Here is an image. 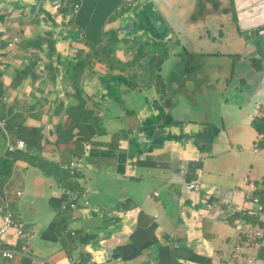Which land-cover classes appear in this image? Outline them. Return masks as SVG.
<instances>
[{"label":"crops","instance_id":"crops-1","mask_svg":"<svg viewBox=\"0 0 264 264\" xmlns=\"http://www.w3.org/2000/svg\"><path fill=\"white\" fill-rule=\"evenodd\" d=\"M79 1L82 7L74 22L86 31L84 44L77 39L76 33L65 29L69 8L65 0L55 11L53 4L62 0H0V118L9 119L8 123L14 120L16 129H47L41 134L44 147L39 150L42 155L29 158L25 154L30 142L22 134L18 140L25 141L24 148L9 151L1 131L0 150L11 160L14 153H24L23 157L34 159L35 167L40 169L46 181L53 180V186L46 184L52 198L48 207H43L44 215H39L37 203L32 204L23 191H17L19 197L14 212L10 208L7 210L25 228V236L19 238L12 230L3 242L0 241L1 249L5 246L18 250L31 248L29 253L38 257L31 239L40 227L42 236L55 241H61L60 233L75 231L79 234V241L72 250L62 246L55 251L61 264H71L70 255L77 254V249L84 255V259L77 257L84 264H194L193 259L206 264L207 258L210 264H244L247 259L264 264V242L249 246L244 237L239 238L250 228L264 226L253 200L257 184L264 181V174L259 176L264 169L257 167L264 149L255 127L256 121L264 117V31L261 37L247 31L248 27L264 24V18L254 24L250 20L252 13L253 17L259 12L264 15V0H238L235 3L240 10V21L234 19L233 36L229 27L230 9L220 0H209L201 10L198 7L200 0H136L128 10H121L125 0ZM126 22L128 26H125ZM34 23H37L35 28ZM240 36H245L246 41L242 49L236 44ZM249 39H256L250 44L254 56L244 55L250 53ZM162 41L167 44L160 46ZM140 47L170 49L169 63L159 72L161 85L151 78V69L150 72L145 70L139 91L125 86L120 80L113 91L115 99H135L140 110L166 111L171 116V123L175 125L177 121L175 126L167 129L168 133L180 134L171 140L184 142L162 157L157 155L159 148L149 153L151 156L147 157L145 168L134 164V170L128 169L125 174L118 168L105 174L103 185L100 177L92 178L91 170L103 159L99 158L100 154L91 159L88 156L108 152L112 166L117 167L118 163L114 165L112 157L116 154L122 159V150H116L115 146L105 150V145L94 140L88 150L80 151L66 161V150L72 143L78 146L80 142L79 138L72 137L89 127L86 123L81 127L82 132L75 130L74 123L79 122H74L70 110L76 109L81 99L95 98L101 102L95 107L104 105V97L112 101L113 94L100 77L113 75L124 77L128 82L135 78L148 67L130 64ZM17 48L32 52L33 60L28 66L37 77L36 82L29 74H24V60L14 52ZM10 51L14 52L12 58L7 57ZM146 60L152 59L146 56L143 62ZM15 61V67H11ZM114 64L126 68L114 69ZM221 82L223 86L217 89ZM133 108L135 106L126 102L120 111L126 113ZM111 109L119 111L115 106ZM208 117L210 121L206 122L204 118ZM193 118L203 120L194 127L188 122ZM120 123L125 124L126 120ZM56 128L60 131L58 135H64V142H59L56 137H45V133L52 134ZM76 158L81 159L77 180L88 184L87 199L96 209L83 207L78 215L70 207L68 193L72 180L65 168ZM12 169L13 172L17 170V182L21 187L24 169L15 160ZM11 177H0V227L7 211L5 206L14 196L10 195ZM192 182L201 187L220 189L206 194L210 198L204 205L205 192L197 194ZM214 192L218 193L217 197ZM127 193L130 199H125ZM60 200H65L68 205ZM97 207L112 212L120 207L137 209L129 214H111L130 224L110 236L111 215L100 217ZM139 209L143 212L140 216L137 214ZM50 213H54L52 218ZM197 215L200 220L196 222ZM60 221L67 228L59 230L55 223ZM74 221H81V224L72 226ZM141 221L147 225L141 229L154 240L155 236L148 231L155 233L157 222L158 230L165 229L168 238L179 232L176 238L184 239L188 250L183 255L190 259L173 260L167 256L161 259L159 251L153 256L127 261L115 258L113 254L117 248L114 244L128 237L134 224L140 228ZM193 229L203 244H194ZM237 247L241 249L237 250ZM0 264H9V261L0 256ZM10 264L38 262L20 257Z\"/></svg>","mask_w":264,"mask_h":264},{"label":"rangeland","instance_id":"rangeland-1","mask_svg":"<svg viewBox=\"0 0 264 264\" xmlns=\"http://www.w3.org/2000/svg\"><path fill=\"white\" fill-rule=\"evenodd\" d=\"M209 0H200V3L198 5L199 10H201L205 4L208 2ZM215 2L219 1V0H214ZM223 2L225 8L229 7L230 9V23H229V27H230V32L231 35L233 36L234 32H235V20L236 21H240V16H239V12L240 10L236 8L235 3L238 0H220ZM64 4V0H62L61 3L58 4H53V10H57L58 8H60L62 5ZM68 5L70 4V2L67 3ZM233 10L235 11L233 13ZM132 11V9L129 11V13ZM256 15L253 17V13L250 16V20L252 22V24H254V22H258L260 20H262L264 18V15L259 12V13H255ZM33 28H35L37 26V23L33 24ZM125 26H128L127 22L125 23ZM248 34L252 35V36H256V37H261L262 32L264 31V24L262 25H256V26H251L247 28ZM231 42H233V39L231 40ZM245 36H240L238 37L236 44L238 45V47L240 49H242L245 46ZM166 41H162L159 45L160 46H164L166 45ZM146 52H147V58L148 59H152L154 55L158 54V53H164L165 50H167V59L164 62V64L161 67L160 71H164L166 65L169 63L170 60V49L169 48H165V49H151V48H145ZM246 48H244L245 51ZM17 55L21 56L23 61V70H24V74H29L30 79H32L34 82L37 81V77H35L33 75V73L30 71L28 64L33 60L32 59V52L28 49V50H23L21 48H17L16 51H14ZM13 51H10L7 53V57L8 58H12L14 55ZM149 61L146 60L144 62V64H146L148 67L144 70H142L141 72H139L137 74V76H135V78L131 79L129 82L132 83V85L134 86V84H137L139 89L141 87V84L144 80V74H145V70L149 71V68H151L149 66ZM16 61L15 63L11 64V67H15ZM152 79H157L156 77H151ZM101 81V79H100ZM261 83V81L259 82V84ZM159 86L161 85L160 83L158 84ZM223 86V83L221 82L220 86L217 87L221 88ZM135 88V87H134ZM153 99H155L156 101L159 100L158 97H152ZM85 101H88V99H86ZM110 101V100H108ZM101 104L100 101H96L95 98H91L88 102V105H90L93 109L96 105ZM126 104V102L124 104H121V106H124ZM131 107L135 106V104L132 102L130 104ZM137 111H142L141 113V117H143V115L147 114L149 111L148 110H137ZM99 112V111H97ZM152 114L156 117L155 115V110L152 111ZM80 115V114H79ZM177 116V115H176ZM178 119H180L177 116ZM156 119L158 120V118L156 117ZM207 121H210V117L204 118ZM202 118H193L191 121H188L192 126L196 127L198 125V123L200 121H202ZM186 121V120H185ZM75 122V121H74ZM14 124V120L11 121V123H7L6 125V131L8 133V135L10 136L11 141L14 142V135H13V130L11 128V126ZM177 124V121L175 122V125ZM86 124H82V126H84ZM181 125L183 126V121H181ZM82 126H78L75 128L79 129ZM107 129L110 131L109 134L100 137L99 133H96L92 136L91 139L100 142L103 145H106L108 143H111L113 141V138L115 137V133L117 130L121 129V128H125L127 131L135 128L137 126H139L138 123V116H132V117H127L126 118V123L122 124L119 121H116V118H112V120H108L106 122ZM200 126V125H199ZM37 132L34 133H29V132H25L24 136L26 137V139L28 140V142H30L29 145V149L25 152V154L28 155V157H32V155H42V153L40 152V148L44 147L43 145V141H42V137L41 134L44 132L45 128H35ZM47 130V129H46ZM45 130V131H46ZM46 136L45 137H49V138H55L57 136V134H60V131L58 128H56V130L51 134V133H45ZM85 137V136H84ZM86 138V137H85ZM84 138H81V141L78 143V146L76 145V143H72L69 147L68 150H66V155H65V160L69 161L76 153L80 152V151H85L86 148L89 149V146L86 147V143L85 141H83ZM169 142V143H167ZM184 141H174V140H167L163 145L162 148H160L161 146H159V150L157 151V155L158 157H162V155H164L165 153L171 151L173 148L178 147V146H182V143ZM188 142V141H186ZM189 147H191L189 145ZM192 148V147H191ZM105 150H108L107 148H105ZM1 152V150H0ZM22 154L24 153H19L16 152L14 153L13 156V160H9V166H11L14 163V160L23 167L24 172H25V177L22 179V184L21 187L19 186L17 179H18V172L17 170L15 172H13L12 177L10 179L11 182V194H13V198H11V201L9 202V205L5 206V210H7L8 208H10L12 211L14 209V204H17V198L19 197L17 194L18 190H21L24 192V194L32 201V204L37 203V209H40V213L39 215H44L46 214L45 211L43 210V207L47 206L48 207V203L52 198L51 192H50V188L49 186H47L46 184L49 183L51 186H53L51 183L53 180H49L46 181L45 176L42 174V172L40 171L39 168L35 167V163H34V159H28L22 156ZM101 159H103L102 161H98L96 167L95 165H93L94 170L93 172L96 173L99 170H101L100 168L102 167L103 172L100 173L98 175V177H100L103 180V185L105 182V171L110 169V166L112 164V160L110 157H107L108 152H99L95 155H99ZM85 155V154H84ZM34 157V156H33ZM6 158V152H1L0 153V168L3 169L4 171L8 170V164L5 163L4 159ZM112 159H115V163H113L114 165H116L119 160L117 159H121V157L117 156L115 154V156L112 157ZM85 168V165L83 166ZM258 170H263L264 169V151L262 152L261 155H259V163H258ZM114 170V169H113ZM112 170V171H113ZM80 171V170H79ZM264 174V170L263 172H261L259 174L262 175ZM43 183V184H41ZM122 195V193H121ZM55 195H53L54 197ZM23 199H26V197L22 196ZM131 196L129 195V193H127L125 195V199H130ZM122 199L121 201L125 200ZM60 203L64 204L65 206H67V202L65 200H60ZM67 210V208H66ZM68 211V210H67ZM14 212V211H13ZM54 213H50V216L52 218ZM37 216V215H36ZM56 216V215H55ZM50 218V219H51ZM56 226L58 227L59 230L63 229L66 227L64 222H57L55 223ZM81 224V221H74L71 223L72 226H78ZM96 227V226H95ZM132 228H136V225L134 224L132 226ZM45 233V231H44ZM43 232H41L40 227H39V231H36L34 236L31 239V242L34 244V248L36 253H38V257L40 258H45L48 259L49 261L55 263V264H61V262L59 261V258L55 255V251L60 249L62 246L66 247V249L68 250H72L73 247L76 245L75 242H71V238L73 239H79V234L75 233L72 234L71 232H64V233H60V235H62L61 241H55L52 239H49L47 236H42ZM178 250V251H176ZM188 249H186L185 247H181V246H177V247H172V252L175 254H178L179 256H181L182 258L185 259H190L189 257H187L185 254L183 255L184 252H186ZM31 251V248H29L26 253H29ZM248 254V251H247ZM142 257H146V255H141ZM78 255L73 254L72 258H77ZM194 257V256H193ZM192 257V258H193ZM251 258V257H250ZM12 263V261H9V264Z\"/></svg>","mask_w":264,"mask_h":264},{"label":"clouds","instance_id":"clouds-1","mask_svg":"<svg viewBox=\"0 0 264 264\" xmlns=\"http://www.w3.org/2000/svg\"><path fill=\"white\" fill-rule=\"evenodd\" d=\"M66 1V0H65ZM134 1H136V0H134ZM67 3L68 2H70V4H69V8H68V21H67V25H66V30L68 31V32H74V33H76V37H77V39H79L80 41H82V43L84 44L85 43V40H86V31H85V29H83L79 24H77V23H75L74 21H75V19H76V17H77V15L79 14V12H80V10H81V7H82V5H81V3H80V1L79 0H69V1H66ZM79 3L80 4V8H79V10H78V12L74 15V16H72L71 15V13H72V6H73V4L74 3ZM126 2H127V0H125V3L123 4V7L121 8V10H128L131 6H128V7H126L125 5H126ZM132 5H133V2H132ZM109 80H113L112 78H109V77H107ZM114 78H118V77H114ZM103 79H106V78H104L103 77ZM102 79V80H103ZM107 80V79H106ZM104 81V80H103ZM106 84V83H105ZM118 84H120V80H117V85ZM117 85L114 87V88H116L117 87ZM106 87H107V85H106ZM110 90V89H109ZM134 101H135V109L136 110H140L139 109V106H138V104H137V102H136V100L134 99ZM134 101L132 100V101H122V100H120V99H116V101L115 102H113V101H110L109 102V104H108V109L109 110H111V106H115V107H117L118 109H119V111L118 112H116V114H115V116H114V118H116L119 122H122V121H125L126 120V118L127 117H132V116H138V123H139V126H137L136 128H134V129H132V130H126L125 128H121V129H119V131L122 133V134H125V135H128V134H132V133H134V132H139V131H142V127H141V113H142V111H134V108H133V113L132 114H129L128 113V111H126V113H123L122 111H120L121 110V104L122 103H125V102H128V103H134ZM104 102V105L102 106V107H94V109H97V108H103L105 105H106V101H103ZM88 109H93L92 107H88ZM131 111V110H130ZM158 111L161 113V114H163L164 112H166V111H163V110H161V109H158ZM129 114V115H128ZM144 116V115H143ZM12 118H14V117H12ZM109 118H110V116H109ZM109 118L107 119V120H102V123L104 124V123H106L108 120H109ZM0 119H4V120H6V122L8 123V120L9 119H5V118H0ZM168 121L171 123V116L169 115V117H168ZM10 124V123H9ZM13 125H15V124H13ZM16 127V126H15ZM22 127H19V129H21ZM23 129V128H22ZM167 129H169V128H167ZM15 130L16 131H18V129H16L15 128ZM0 131H1V133L4 135V134H8L7 133V131H6V129L5 130H3L1 127H0ZM153 132H156V129H154V131ZM161 133H162V135H163V141L161 142V144L163 143V142H165L166 141V139L168 138V134L170 133H168V130H164V129H161ZM19 135L20 134H18V137H19ZM18 137L16 138V139H14V143L18 140ZM79 137V133H77L76 134V136L75 137H72V139L73 138H78ZM71 139V140H72ZM8 140H10L11 141V139H10V136H8V138H7V140H6V142H7V144H8ZM70 140V141H71ZM116 140H117V137H115V141H114V146L116 147V150H118L119 148H118V146H117V144H116ZM169 140V139H168ZM21 141H24V140H21ZM11 142H13V141H11ZM93 144H94V140H92V144H91V146H93ZM24 146H25V141H24ZM7 148H8V146H7ZM24 148V147H23ZM107 148V147H106ZM20 149H22V148H20ZM262 149H264V148H262ZM9 150V149H8ZM17 150V149H16ZM16 150H12V151H16ZM10 151V150H9ZM8 151V152H9ZM94 154H91V156H88L89 158L91 157V158H94L95 156H93ZM90 158V159H91ZM96 158V157H95ZM5 159H10L11 160V157L9 156V155H6V158ZM80 162H81V159H79V158H76V159H74V160H72L69 164H66L65 165V168L69 171V174H70V179L72 180V182H71V188H70V190H69V196H70V207H71V209H72V211L75 213V215H78V212L80 211V209H82L83 207H91V209L93 210V211H96V209H94L93 207H92V204H91V202L87 199L88 198V195H89V193H90V188H89V186H88V184L84 181V180H77V178H78V170H80ZM112 165V164H111ZM11 167H12V165H11ZM13 170V169H12ZM92 171L94 170V168H92L91 169ZM106 171H108V172H111V169H109V170H106ZM106 171L104 172L105 174H106ZM103 172V170L101 169V170H99L98 172H96V173H94L93 172V176H92V178H95V179H98L99 177H98V175L100 174V173H102ZM13 174V173H12ZM11 176V175H10ZM0 177H8V176H0ZM193 183V185L197 188L198 186H199V183H197V182H192ZM257 186H258V190H257V192H256V195H255V197H259L260 199H261V201H262V203L264 204V181L263 182H261L260 184H257ZM156 196H159V192H156ZM204 200H205V198H204ZM207 202H208V200H207ZM207 202L205 201V202H203V204L204 205H206L207 204ZM83 205V206H82ZM98 208V207H97ZM134 209H137L136 207H131V208H125V207H120L119 209H117L115 212H112V211H109V210H107V209H104V211H101L100 210V208H98V210H99V214H100V217L102 216V217H105V216H108V215H111V214H113V215H119L120 213H123V214H129V213H131L132 212V210H134ZM139 216L140 215H142L143 214V212H142V210L141 209H139V212L137 213ZM5 215V214H4ZM260 218V217H259ZM3 219V218H2ZM2 226V225H1ZM115 227H118L117 225H113V227H109L108 226V229L110 230V236H112V234H114L115 232H117V231H119V228H115ZM66 228H67V226H66ZM263 229H264V227H263ZM263 229H260V227H256V228H250V229H248L246 232H244V233H241L240 234V236H239V238L241 239L242 237H244L245 238V242L248 244V241H249V237H251V236H254L255 235V231L256 230H263ZM72 234H75V233H77V232H75V231H70ZM71 240V242H77V241H79V239H73V238H71L70 239ZM1 241V240H0ZM1 242H3V241H1ZM262 242H264V239H260V240H257V243H258V245L259 244H261ZM114 244V243H113ZM134 244H137V247H138V249L135 251L136 253H137V255L136 256H133V257H129V258H124L123 256H122V253H121V248H127V247H130V246H132V245H134ZM115 246H116V251H115V253L113 254V256L115 257V258H121L122 259V261H127V260H130V259H133V258H138V257H142L141 255H146V256H153L154 254H155V248H156V246H159V245H156V242H155V240L153 239V237H151V236H148L146 233H144V231L141 229V228H134L129 234H128V237H126V238H123V240L122 241H118L116 244H114ZM180 245L181 246H183V247H187L186 245H185V243H184V241L183 242H181L180 243ZM251 245H256V242H254V243H252ZM188 248V247H187ZM16 248H10V247H8V246H5L3 249H1V245H0V256H2L3 258H5V260H7V261H12V262H14L16 259H14V258H10V257H8V256H6L5 254L6 253H9V252H13L14 250H15ZM237 250H240L241 248L240 247H237L236 248ZM159 250H160V252H162L163 254H165L167 257H169V258H171V259H173V260H179V258H175V256L176 257H178V254H175V253H173V252H168V253H164L163 252V250H162V248L159 246ZM76 253L77 254H79L80 255V257L82 258V259H84V255L82 254V253H80V251L77 249L76 250ZM76 254V255H77ZM72 256H73V254L72 255H70V262H71V264H84L82 261H81V259H78V258H72ZM44 260H46V262H48V263H50V264H54V263H52L51 261H49L48 259H45V258H43Z\"/></svg>","mask_w":264,"mask_h":264},{"label":"trees","instance_id":"trees-1","mask_svg":"<svg viewBox=\"0 0 264 264\" xmlns=\"http://www.w3.org/2000/svg\"><path fill=\"white\" fill-rule=\"evenodd\" d=\"M160 49L162 47H159ZM147 52L146 49L143 47H140L136 58L134 61H132L130 64L133 67L136 66H144V58L147 56ZM167 59V50L164 51V53H158L156 55L153 56L152 60L148 63L151 64V68H149V70L151 69V76L152 77H156L157 78V85L160 83V79H159V72L161 70L162 65L164 64V62ZM114 69H125L126 66L119 64V65H113ZM109 78H112L114 80H121L122 83L125 84V86H129L130 88L134 89L135 91H139V87L137 84H134V86L132 85V83L128 82L127 79H125L124 77H118V78H114L113 75L110 76ZM105 81V80H104ZM135 87V88H134ZM114 88L110 89V92L113 94V98L112 101L115 102V96H114ZM86 99H81V103L80 105L76 108V109H71L70 113L72 115H74L75 118V122H79V124L74 123V128L78 127V126H82V124H89V127H86L85 132L84 133H79V136L84 137L87 141L85 142L86 144H90V141H92L93 139L92 136L96 133L100 134L101 136H105L107 134H109V130L107 129L106 126L103 125L102 120H107L110 117H114L116 114V111L114 109L109 110L108 109V104L110 101H108L109 99L107 98H103V100H106V105L103 108H97V109H88V101H85ZM99 111V112H97ZM129 114H132L133 111H128ZM80 114V115H79ZM152 117L155 118V116L152 114ZM255 127L257 132L261 135V139H260V146L262 148H264V117L259 118L256 123H255ZM12 130H13V137L14 139H16L18 137V134H22L24 135L25 132H29V133H34L37 132L35 128H29V129H18V131L15 130V125L11 126ZM79 132H82V128L78 129ZM154 131V129L149 126L146 129V133H152ZM156 132H158V129H156ZM8 134H4V138L5 140H7L8 138ZM58 138L59 142H64V135H58L56 136V139ZM162 141L164 140L163 138L161 139ZM168 140V138L166 139ZM57 141V140H56ZM114 138L113 141L111 143L106 144L105 146L108 147V149H113L114 148ZM91 145V144H90ZM92 157V156H91ZM90 157V158H91ZM9 160L10 159H4L5 163L8 164V170L4 171L3 169L0 168V176H10L13 173L12 167L9 166ZM112 165L110 166V169H112ZM118 171L119 172H124L125 168L122 165L118 166ZM106 174H111V172L106 171ZM110 221L109 224H113V225H117L118 227H115L116 229L119 228V231H122L126 228V226H128L129 221L123 219L122 217H114V216H110ZM242 225V224H241ZM159 223L157 222L155 225V233L148 231L149 234H152L155 236V242L156 245H159L162 249H169V247H165L168 246L171 242V240L167 237V231L165 229H161L158 230L159 228ZM263 225H260V229H263ZM140 228H147V225L145 222L141 221L140 224ZM156 237L158 240H156ZM175 242H171V246H174ZM159 246H156L155 248V253L157 251H159L160 253V257L161 259L164 258V256H166L165 254H163L162 252H160L159 250ZM186 249H188L187 247H185ZM138 249L137 244H134L130 247L127 248H121V253L122 256L124 258H129V257H133L136 256L137 253L135 252ZM78 256H80L79 254H77ZM175 258H178L175 256ZM194 260V259H193Z\"/></svg>","mask_w":264,"mask_h":264},{"label":"water","instance_id":"water-1","mask_svg":"<svg viewBox=\"0 0 264 264\" xmlns=\"http://www.w3.org/2000/svg\"><path fill=\"white\" fill-rule=\"evenodd\" d=\"M260 40V39H258ZM251 42H256V39H249L248 40V52H250L249 54H244L245 56H254L255 54H251L252 50L250 48V44H253ZM43 68H46V65L43 66ZM106 79H103V77L101 76L100 79L105 80L103 81L104 83H106L107 88L108 89H112L117 85V81L116 80H109L106 76L104 77ZM134 101V100H133ZM135 104V101H134ZM155 110V115L158 118V120L156 119V117H152V111ZM134 111H137L136 109H134ZM168 117L169 114L164 112L163 114H161L158 109H151L147 114H145L143 117H141V127H142V131L139 132H134L132 134H122L119 130L116 131L115 133V137H117L116 140V144L119 148V150H122V155L123 158L119 159L118 165L117 167L114 166L113 167V172H115L118 168L119 165H122L125 168V171L122 172L121 174H125L126 170L131 169L134 170V164H136L137 167L140 168H145L144 163L147 160V157L151 156L149 153H154V151L156 149L159 148V146L161 145L162 142V138L163 135L161 133V129L167 130V128L171 129L172 126H175L173 123H170L168 121ZM151 126L153 129H158V132H152V133H146V129L147 127ZM180 137L179 133H169L168 134V139H175L174 137ZM115 137H114V141H115ZM79 140L81 141V138H84L82 136L78 137ZM83 141H87L85 138ZM90 144H92V141H90ZM90 144H86V147L89 146V148L91 147ZM123 145V147H122ZM144 146L147 147V149H144ZM87 149V148H86ZM108 149V147H107ZM88 150V149H87ZM109 150V149H108ZM91 156V155H90ZM96 156V155H93ZM129 165H131V168L129 167ZM112 171V169H111ZM128 175L129 172H128ZM123 176V175H122ZM220 188L216 187L215 189L213 187H207V186H202L199 184V186L197 187V194L202 195V192H205V201L207 202V200L209 201L208 196H206V194L211 193L213 190L218 191ZM216 197L218 196L217 192H214V194ZM202 211V210H201ZM200 220V215H197L194 218V221H199ZM194 244H203V241L200 239L199 235L197 232L194 231ZM179 235V232H177L175 235L170 236L169 239L171 240V242H175L174 246H171V242L168 246L165 247H169V249H162L164 253H168L171 252L172 247H177L178 245H180L181 242L184 241V239L182 238H176V236ZM183 247V246H181ZM178 258L183 260L184 258H182L181 256L178 255ZM185 260V259H184ZM206 264H210V259L207 258V260L205 261ZM194 264H202V262L199 261H194Z\"/></svg>","mask_w":264,"mask_h":264},{"label":"built area","instance_id":"built-area-1","mask_svg":"<svg viewBox=\"0 0 264 264\" xmlns=\"http://www.w3.org/2000/svg\"><path fill=\"white\" fill-rule=\"evenodd\" d=\"M69 1V0H66ZM134 0H127L126 2V7L132 6V2ZM80 8L79 3H74L72 6V13L71 15L74 16ZM14 40H17L15 38ZM13 45V43H11ZM7 122L4 119H0V127L5 130L6 129ZM8 149L10 151L20 149L24 147V141L17 140L15 143L11 142L8 140ZM258 188H256V191ZM254 203L257 205V214L259 215L260 218H263L264 220V204L262 203L261 199L259 197H254L253 198ZM262 216V217H261ZM14 230L16 232V236L19 238H22L25 236V228L15 219L13 213L9 210L6 211L5 215L3 216L2 219V226L0 227V240L4 241L5 238L10 234V232ZM254 236L249 237V241L247 245H251L252 243L256 242V245H258L257 240L264 239V229L263 230H256ZM27 249L26 248H21V249H15L12 253H6L5 255L10 257V258H20V257H26L33 259L38 262V264H50L46 262L43 258L36 257L31 255L30 253H26ZM76 264V263H75ZM244 264H257L256 262H253L251 259H247Z\"/></svg>","mask_w":264,"mask_h":264}]
</instances>
